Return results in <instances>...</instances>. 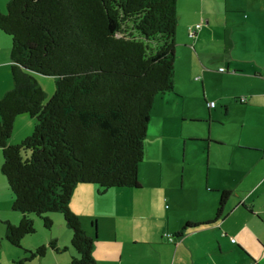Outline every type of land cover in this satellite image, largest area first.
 I'll use <instances>...</instances> for the list:
<instances>
[{
	"label": "trees",
	"instance_id": "obj_1",
	"mask_svg": "<svg viewBox=\"0 0 264 264\" xmlns=\"http://www.w3.org/2000/svg\"><path fill=\"white\" fill-rule=\"evenodd\" d=\"M178 0H8L0 30L11 39L12 89L0 98L2 172L19 224L7 239L20 245L34 233L36 214L60 212L72 231L71 264H96L94 237L70 208L79 184L100 193L141 187L139 167L156 97L174 90ZM196 23L189 28L196 27ZM225 70V69H224ZM56 78L48 97L32 73ZM37 119L32 133L12 144L16 118ZM231 191L223 190L214 221ZM187 222L180 233L199 226ZM49 246L60 251L55 241ZM62 250H67L64 247ZM28 251V250H27ZM44 256L47 246L28 251Z\"/></svg>",
	"mask_w": 264,
	"mask_h": 264
},
{
	"label": "crops",
	"instance_id": "obj_2",
	"mask_svg": "<svg viewBox=\"0 0 264 264\" xmlns=\"http://www.w3.org/2000/svg\"><path fill=\"white\" fill-rule=\"evenodd\" d=\"M216 2L220 7V2ZM5 8V2L0 0V9ZM207 16L201 19L203 22L194 21L195 24L203 23L195 37L189 35L193 21L186 22L189 28H185L183 34L188 40L183 35L184 41L178 43V53L191 55L194 70L203 75L209 71L205 59L209 43L203 35L218 41L212 26L205 28L211 23ZM228 22L234 28L223 35L225 43L231 41L230 34L235 41L239 36L248 39L239 33V28L258 27L256 20L244 22L245 26L234 19ZM258 43L261 48L258 50L259 59L250 62L253 71L247 76L253 80L252 86H263L261 91L258 88L245 90L241 98L247 97L246 101L241 102L240 98L239 104L231 98L224 106L226 115L231 113V106L237 112L245 110V115L255 113V117L263 121L262 131L247 136L240 131L236 136V132L225 130L223 133L231 135V139L216 138L220 142L209 139L222 151L221 159L213 165L209 160L206 168L201 162L189 163L181 179L160 177L153 183L141 180L139 188L115 187L106 193H100L95 184L76 187L70 208L80 217L87 234L94 237L96 264H264V116L260 113L261 109L264 110V46H261L260 37ZM11 49L10 37L0 30V98L14 86ZM240 55L235 59L226 56L227 67L220 72L226 74L221 75L237 76L236 71L245 70L242 66L247 62H243ZM231 67L235 68L233 74L230 73ZM175 75L178 81L182 80L177 76V63ZM190 80L195 82L193 74ZM25 119L18 120L21 133L17 134L14 124L12 144L21 142L32 132L33 124ZM246 122L243 121V128ZM212 148L211 143L210 150ZM223 190L231 191L223 215L209 225H199L215 220ZM189 221L199 226L180 233ZM68 229L50 236V242L55 241L61 250L52 249L56 260H48V264H71L72 257L77 255L71 243L72 231ZM64 247L70 253L65 257L61 256L66 251L62 250Z\"/></svg>",
	"mask_w": 264,
	"mask_h": 264
},
{
	"label": "rangeland",
	"instance_id": "obj_3",
	"mask_svg": "<svg viewBox=\"0 0 264 264\" xmlns=\"http://www.w3.org/2000/svg\"><path fill=\"white\" fill-rule=\"evenodd\" d=\"M3 1L6 7L8 0ZM216 1L220 2V7ZM204 10L209 17L203 13ZM204 15L211 19L209 25L204 22L205 28L212 26L218 35V41L209 40L203 35L205 41L209 43L205 58L209 71L205 75L194 70V59L191 55L178 53L180 52L178 43L184 41L182 40L185 38L183 33L188 27L185 23L193 21L192 25H195V22L202 21ZM177 16V76L182 80L178 81L175 75L177 89L174 87L173 91L161 93L156 97L145 138V155L139 167V181L143 182L153 183L160 177L181 179L189 163L201 162L206 168L207 163L211 160L213 165L221 159L222 151L218 149L216 142H211L209 139L214 141H218L216 138L222 137L231 139V135L223 133L225 130L236 132V136L240 134V131L243 132V136H247L248 134L253 135L255 131L263 130V121L258 120L255 113L245 115L243 114L245 110L237 112L231 106V113L226 115L224 103L232 98L234 102L237 100V103L240 104L243 91L251 88H258L261 91L263 87L252 86L253 80L247 75L253 71L250 62L259 59L257 57L258 50L261 48L258 37L261 39V46H264V0H178ZM229 19L240 22L241 26H245L244 22L251 23L252 20H256L258 27L250 29V25H248L249 27L239 28V33L248 39L239 36L235 41L230 34L229 40L231 41L225 43L222 40L223 35L232 32V28H234L233 24L228 22ZM186 39L188 40L187 36ZM238 55L243 58L241 59L243 62H247L242 66L245 70L241 73L236 71L237 76L235 74L221 75L226 74V72L220 73L221 69L219 68L223 66L226 69L228 64L226 56L235 59L238 58L236 57ZM216 63L217 66H215ZM234 70L235 68L231 67L230 73L233 74ZM192 74L195 82L190 80ZM32 75L47 96L51 97L56 89V78L37 72H33ZM211 103H215V105L211 106ZM260 113L264 116L263 109ZM22 118H26L27 122L33 124V131L37 119L25 113L16 118L17 134L19 131L21 133V123L18 120H22ZM244 120L247 122L243 128ZM223 123L226 125L223 126ZM211 143L213 144L212 150H210ZM210 152H212L211 159ZM2 162L3 157L0 150V264H17L18 261L28 260V251L36 250L42 245L47 246L46 254L25 261V264H48V260H56L52 248L49 246L50 236L58 235L63 229H68L64 215L60 212L47 213L46 215L53 221L52 227L47 228L41 217L33 213L30 214L34 220L36 231L23 237L20 245L11 243L6 237L8 223L19 224L23 214L13 208L14 197L2 172ZM74 252L76 253V251ZM67 255L70 253L66 250L61 256Z\"/></svg>",
	"mask_w": 264,
	"mask_h": 264
},
{
	"label": "built area",
	"instance_id": "obj_4",
	"mask_svg": "<svg viewBox=\"0 0 264 264\" xmlns=\"http://www.w3.org/2000/svg\"><path fill=\"white\" fill-rule=\"evenodd\" d=\"M200 27H201V24H197L196 27L192 28L191 29V35H195L197 32V29ZM221 70H224V68H222ZM246 100H247V97H245V96L241 98V102H244ZM214 105H215V103H211V106H214ZM170 239L172 240V237H170ZM232 241H235V239L232 238Z\"/></svg>",
	"mask_w": 264,
	"mask_h": 264
}]
</instances>
